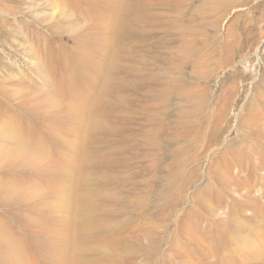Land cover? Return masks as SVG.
Returning a JSON list of instances; mask_svg holds the SVG:
<instances>
[{
  "label": "rangeland",
  "instance_id": "obj_1",
  "mask_svg": "<svg viewBox=\"0 0 264 264\" xmlns=\"http://www.w3.org/2000/svg\"><path fill=\"white\" fill-rule=\"evenodd\" d=\"M9 109L39 160L9 157ZM2 230L25 264H264V0H0Z\"/></svg>",
  "mask_w": 264,
  "mask_h": 264
},
{
  "label": "bare ground",
  "instance_id": "obj_2",
  "mask_svg": "<svg viewBox=\"0 0 264 264\" xmlns=\"http://www.w3.org/2000/svg\"><path fill=\"white\" fill-rule=\"evenodd\" d=\"M119 27L120 26H118V25H110L108 28V31L111 34H114L119 29ZM110 50H111V48H107V51H110ZM105 53H106V51H105ZM102 63H105V62L102 61ZM78 80L81 82L87 81V80L93 81V82H99V78H97V75H92V76L80 75L78 77ZM102 84H103V86L98 87L99 92L96 94V98L100 102L102 101V98L106 94V92L108 90V86H109L107 74H106L105 79H103ZM68 89H69L71 97L73 99H76L78 97L81 98L80 101H75V106H76V108H78L81 111V116H80L81 124L86 130V135L84 137H82L76 141H69L68 143L69 144H77L78 146H79V144H89L90 135H92V136L95 135V133L97 131V126L99 124V119H92V116L99 113L98 111H95L98 103L94 102L92 100L93 94H89V95H91V96H89L85 92L79 90V88L76 86H69ZM26 115H27V113L24 111L18 112L16 114L12 109H9V110L5 111V114L2 117V120H7V122H12L15 124V128L13 130V133H11L9 135L7 133V138L9 139V141L14 143L13 147L10 148L9 157L18 159L19 163H21V166L26 163L27 159L31 155L33 157H35L36 160H39L42 157V150H43V147L45 146V140H44V137L42 136V129H41L40 123H38L37 127L35 128V132L32 133L30 131L27 123H26ZM3 124L9 130H11L9 125H7L6 123H3ZM30 146L34 147V149H31ZM14 161H16V160L14 159ZM72 165H73V163H72ZM70 168H72V167H70ZM72 170H73V168H72ZM72 170H70V172H71L70 174L72 175L73 179L75 181L77 179H81V177L79 176L80 174L77 176L75 173V170H74V172H72ZM14 172H15V170L12 172H9V173H2L3 174L2 176H4L3 181L8 184L7 187L10 190L9 191L10 194H13L14 184L10 183L9 179L13 175ZM8 189L1 191V192H6V191H8ZM85 189L87 190V186H85ZM23 195H24L23 192L19 193L18 197L22 199ZM84 198H86V200H87L88 197H84ZM86 200H85V202H86ZM64 202L69 204V205L73 204L72 198H68ZM85 213H87V212H85ZM23 220H24V218H23ZM81 227H82V229L85 228L84 229L85 231L87 228L92 229V223L82 221ZM87 231H89V229H87ZM240 232H241V229H236V228L234 229L230 226L229 234H228V239L230 240V242H235V243L239 244V246H240V243H239L240 242ZM0 242H1V245L3 247H5V249L7 250L8 257L13 264H19V263L25 264V261H24L25 245L22 244L23 242L19 243L17 241H14L13 237L11 235H8V233L5 230H2V232L0 231ZM245 244H247V246H248L247 248L253 247L251 245L250 241L245 242ZM79 248L81 249V245L75 246L73 249V252L75 250L78 251L77 249H79ZM65 260H69V259L66 258ZM71 261L73 262L72 259H71ZM69 264H71V262Z\"/></svg>",
  "mask_w": 264,
  "mask_h": 264
}]
</instances>
